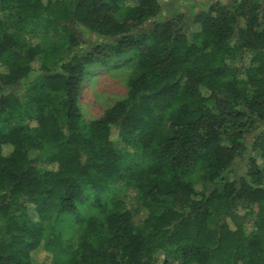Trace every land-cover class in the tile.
<instances>
[{"label": "trees", "instance_id": "obj_1", "mask_svg": "<svg viewBox=\"0 0 264 264\" xmlns=\"http://www.w3.org/2000/svg\"><path fill=\"white\" fill-rule=\"evenodd\" d=\"M262 1L0 0V264H264Z\"/></svg>", "mask_w": 264, "mask_h": 264}, {"label": "rangeland", "instance_id": "obj_2", "mask_svg": "<svg viewBox=\"0 0 264 264\" xmlns=\"http://www.w3.org/2000/svg\"><path fill=\"white\" fill-rule=\"evenodd\" d=\"M211 0H161L163 11L169 16L171 11L177 13H189L193 5L200 7ZM228 1V0H223ZM264 4V0L262 1ZM90 39L95 36L85 33ZM39 64V63H38ZM38 64L36 65L38 67ZM134 56L113 60L109 65L95 68L86 79L79 96V107L83 118L86 121L99 119L112 102L127 95V81L134 70ZM117 194L125 198L129 209L135 211L137 206L136 192L134 190L116 189L111 195ZM142 217L135 212V221L139 222ZM68 245L71 248L76 246V234L68 232L66 235ZM68 249V250H70ZM52 260V256H51ZM48 260L47 264H52Z\"/></svg>", "mask_w": 264, "mask_h": 264}]
</instances>
